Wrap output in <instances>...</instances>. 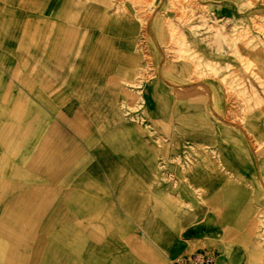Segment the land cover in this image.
I'll return each mask as SVG.
<instances>
[{"label": "crops", "instance_id": "0c3cea01", "mask_svg": "<svg viewBox=\"0 0 264 264\" xmlns=\"http://www.w3.org/2000/svg\"><path fill=\"white\" fill-rule=\"evenodd\" d=\"M257 19L264 0H0V217L33 215L20 169L53 167L94 217L93 264L213 240L224 264L264 205V46H229Z\"/></svg>", "mask_w": 264, "mask_h": 264}, {"label": "rangeland", "instance_id": "374dc122", "mask_svg": "<svg viewBox=\"0 0 264 264\" xmlns=\"http://www.w3.org/2000/svg\"><path fill=\"white\" fill-rule=\"evenodd\" d=\"M253 31L264 37V26L258 19L252 20L251 25H244L243 29L234 28V37L229 46L235 43L236 37L244 39L247 45L264 46V41L253 38ZM132 123L136 126L145 125L141 119H133ZM108 154L110 153H105L106 156ZM111 165L115 166L114 163ZM22 170L33 173L30 177L29 194L35 196L32 208L34 214L0 217V264H93L98 258V249L87 241L94 234L91 230L94 217L88 215L86 210L83 215H76L77 200L74 197L75 192L81 189L74 181L75 175L61 174L59 169L53 167L20 169ZM105 174H109L108 168ZM163 174L168 176L170 173L164 169ZM92 186L85 183L84 191H91ZM108 186L113 191H123L127 185ZM135 186L147 187L148 191L155 187L154 184L132 185L133 191L139 190ZM84 202L88 205L91 201ZM86 205L85 209L90 207V204ZM248 223V230L233 233L227 243H224L232 246L224 264H264V205L256 210ZM221 243L209 241L196 250L212 249L220 256L223 254Z\"/></svg>", "mask_w": 264, "mask_h": 264}, {"label": "built area", "instance_id": "2783aa9c", "mask_svg": "<svg viewBox=\"0 0 264 264\" xmlns=\"http://www.w3.org/2000/svg\"><path fill=\"white\" fill-rule=\"evenodd\" d=\"M218 253L212 249H200L179 257L173 264H216Z\"/></svg>", "mask_w": 264, "mask_h": 264}]
</instances>
